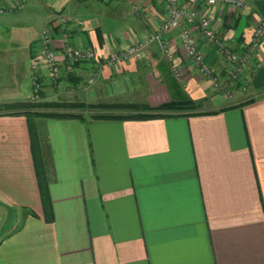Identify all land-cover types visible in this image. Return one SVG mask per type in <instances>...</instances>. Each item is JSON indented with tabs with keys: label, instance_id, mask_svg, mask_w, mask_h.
<instances>
[{
	"label": "crops",
	"instance_id": "1",
	"mask_svg": "<svg viewBox=\"0 0 264 264\" xmlns=\"http://www.w3.org/2000/svg\"><path fill=\"white\" fill-rule=\"evenodd\" d=\"M246 1L240 12L205 2L198 9L238 48L249 44L264 15V0ZM31 2L0 14V104L35 99L31 66L41 27L52 22L59 30V11L85 21L69 26L70 39L103 56L153 34L164 16L152 0L143 16L131 14L127 2ZM192 30L214 72L223 71L198 22ZM177 34L168 35L173 60L152 46L145 58L104 66L93 86H86L89 65L61 79L59 88L46 83L50 72L40 65L39 102L158 107L186 98L197 108L89 122L0 114V264H264V41L245 70L248 92L231 96L200 73ZM31 123L46 164L51 221L37 182Z\"/></svg>",
	"mask_w": 264,
	"mask_h": 264
},
{
	"label": "rangeland",
	"instance_id": "2",
	"mask_svg": "<svg viewBox=\"0 0 264 264\" xmlns=\"http://www.w3.org/2000/svg\"><path fill=\"white\" fill-rule=\"evenodd\" d=\"M4 1V2H3ZM29 1H32L31 3H36V2H40V3H44V5L47 4V2L49 0H14V6H12L10 3H7L6 0H0V14H3V13H6V12H12V11H15L17 9H24L26 7V2H29ZM47 1V2H46ZM100 2L102 3H105V4H114L115 6H121L123 4H125V2H127L129 4V12H131V14H133L134 16H143L146 14V7H145V3L146 0H99ZM244 3L243 5L241 6V8H238L236 6H233V5H224V4H221L219 5L220 7H229L231 9V11L233 12H240L241 10H243L246 6V3L247 1L246 0H242ZM3 2V3H2ZM153 3H157L159 4L160 6H163V11H164V16H163V19H162V22L165 21L166 19V12H167V0H152ZM201 2H205L206 3V0H178V5L179 7H193V9H196L197 12H201V15H204V16H208L210 17L207 13H203L200 9H198V4H201ZM207 4V3H206ZM208 5V4H207ZM134 6H137L138 10H135L134 9ZM211 6V5H210ZM209 6V7H210ZM213 7V6H211ZM64 11V10H63ZM58 15V22L60 24V32H58L59 30L57 28H55L56 26L52 23V22H49L47 25H45L44 27H41V32H40V39L38 40V48L35 52V62L32 63V79L33 80V94H37V97L33 100L34 102H39V100H41V90L43 88V80L41 79L42 78V74H43V66H40V65H43L45 64L46 68H48L49 72H50V76L48 77L49 80H46V83L49 84V83H54V85L56 84L57 87L59 88V86L62 84L61 83V79H63L64 77H69L70 75L76 73L78 71V68L79 66L81 65H89L88 66V74H89V78H88V84H86V86H93L95 84V82L98 80V76L101 75L102 73V70L104 68V66H118L120 64L117 63V59L116 60H113L111 57H110V54L107 55V56H103V55H100L97 53V51L95 50V48L91 45H78L75 43L74 40H71V36H70V25L71 24H77L78 26H83L80 22H84L85 21L83 19H74L70 14H67L66 12H61L59 11L57 13ZM73 18V20H72ZM210 20L212 21L213 18L210 17ZM161 22V27L156 31L154 32L153 34H156L158 31H160V29L162 28V23ZM261 22V23H260ZM264 22V15H260L259 18H257V22L255 24V27H254V30H257V28H259L261 26V24ZM212 24L213 26L215 27L214 25V22L212 21ZM62 29V30H61ZM177 29L178 33L177 35H179V40H180V45H181V48L184 49L185 51V54L189 57V58H192V60H194L193 57H191L186 49L184 48V45H183V42H182V38H181V33L183 31L182 28H179V27H175V28H171L169 32L167 33H164L162 36L163 38H165V44H162L163 42H160V41H157V40H150V35H147L146 38H137L136 40H134L131 44H129L128 46L126 47H116L112 50L111 53L113 52H118V53H122V52H125L126 49L130 48L131 46H134L139 44L141 41H144L146 42V47L143 48V54L142 56H133V57H130V58H127L125 59L123 62H127V61H130L132 59H140V58H145L146 56V53H147V50H149L148 48L152 47V46H155L156 48H154L155 50H158L159 52H161L162 56L164 58H167L168 61L170 60H173L175 58V51L172 49V43H171V40L169 38V34H171V32L173 30ZM189 29H191V31L193 32L192 30V26H189ZM215 29L217 30L216 34H218V36L221 38L220 39V42L223 46V44L226 46V48H223V49H216L218 55H219V59H221V61L224 63L225 67L223 69V71H221L220 73H215L218 75V77L220 76H223V77H227L228 76V71H227V63H226V60L229 61L226 57L227 55L230 53V52H233L234 53H237L238 54V51L240 52L243 48H246L247 46H250V43H252V40H253V36H252V40L249 42V44H245V45H242V46H239L238 48L236 46H232V44L226 39L224 38L223 36H221L220 34V31L218 30V28L215 27ZM200 34H201V30H200ZM60 36L57 37V36ZM194 36H196L193 32ZM253 35H254V32H253ZM46 36H48V43H46L47 41H45L46 39ZM203 36V35H202ZM204 37V36H203ZM205 38V37H204ZM18 39V38H17ZM23 38H21L22 40ZM196 41H197V47H199L200 50L203 51L202 47H200V42L197 38V36L195 37ZM262 39V38H261ZM56 40H58L59 42H57ZM206 42L209 44V42L207 41V39L205 38ZM264 41V36H263V39L261 41V43ZM57 42V44H56ZM47 45V46H46ZM56 45H58V47L61 49V53H59V51L57 52V47ZM210 45V44H209ZM261 45V44H259ZM211 46V45H210ZM45 47H48L49 50L55 55V59L52 60V62H50L48 59H47V55L46 54H43V49ZM73 48V49H78V50H82L83 52H95L96 53V58L95 59H88V60H75L71 57L68 56V54L66 53L67 52V49L68 48ZM260 47V46H259ZM259 47L256 51L259 50ZM229 51V52H227ZM59 54H62V57L59 56ZM203 54L204 51H203ZM225 56V59L223 60L222 57ZM251 57V56H250ZM42 61V62H39V61ZM206 55H205V58H203V61H205L208 65H211L210 63H208L206 60ZM194 62L199 66V69H200V73H201V67L199 65V63L196 62V60H194ZM230 62V61H229ZM212 66V65H211ZM174 69V74H176L177 78L180 76L181 77V74L179 73L180 70L179 68L176 66L173 68ZM203 74V73H202ZM204 75V74H203ZM205 76V75H204ZM214 76V75H213ZM179 77V78H180ZM206 77V76H205ZM208 79H210L208 77ZM212 83V82H211ZM213 84V83H212ZM235 84V83H234ZM234 84L232 86H234ZM236 86H239V90H241V92L243 93H247L248 90H249V80H248V83L246 85V90H242L240 88L241 84L237 83L235 84ZM214 88L218 91V92H222L224 94H227V95H232V93L237 90L238 88H228L230 90V92L228 90H220L219 87H216L215 85H213ZM234 90V91H233ZM81 100V99H79ZM50 103H53V102H50ZM112 103V102H111ZM109 103V104H111ZM132 103H139V104H147V103H140V102H132ZM63 107H56V108H48L49 110H59V109H62V110H65L67 112H71V113H82L83 115L89 117V115L91 114H96L99 112L100 113H109V112H113V113H131V112H136L137 109H130V108H123L121 107L123 104H126V103H122V105L120 107H113L112 109L111 108H102V107H96L95 105L98 104V103H85V101H73L72 102H62L61 103ZM81 104L84 106V107H80ZM108 104V103H106ZM112 104H115V103H112ZM120 104V103H118ZM149 105V104H148ZM140 109V108H139ZM187 109H190V108H187ZM187 109H183V110H187ZM176 111H182V110H176ZM175 111V112H176Z\"/></svg>",
	"mask_w": 264,
	"mask_h": 264
},
{
	"label": "built area",
	"instance_id": "3",
	"mask_svg": "<svg viewBox=\"0 0 264 264\" xmlns=\"http://www.w3.org/2000/svg\"><path fill=\"white\" fill-rule=\"evenodd\" d=\"M167 12H166V19L164 22H162V28L160 31H158L156 34L150 35V40H157L160 42H163L162 44H165V38H163V34L170 31L171 28L179 27L182 28L183 31L180 34L182 38V42L184 45V48L186 49L187 53L196 60L197 63H199L201 67V73H203L207 78L209 77L212 81V85H215L216 87H219L220 90H228L230 92V88H238L239 86H236L235 84L239 83L241 84L240 88L244 91L246 90V85L248 83V80L245 76V70H247L248 64L251 60V57L254 53H256L258 47L261 44V41L264 36V22L261 24L257 30H254L253 40L252 43H250V46H247L246 48H243L240 52L237 53L230 52L227 55L226 63L228 64L227 71L228 76L225 78L223 76L218 77L216 72H214V69L211 65H208L205 61H203V58H205V54H203V51L197 47V41L195 39L196 36L192 35L193 32L191 29H189V26H193V24L198 22L199 29L201 30V34L207 39L209 44L212 47H215L218 49L226 48V46L221 44L220 37L218 34H216L217 30L212 24V21L210 20V17L201 15V12H197L196 9H193V7H179L178 0H167ZM206 3L210 6H219L221 4L224 5H233L238 8H241L243 5L242 0H206ZM135 10H138L137 6H134ZM83 24L82 22H80ZM261 23V22H260ZM262 38V39H261ZM45 41L48 43V36H46ZM47 46V45H46ZM146 47V42L141 41L139 44L134 46H131L130 48L126 49L125 52L118 53L113 52L110 57L113 60H116L117 63L123 62L125 59L133 57L135 55L142 56L143 54V48ZM43 54L47 55V59L52 62L53 59H55V55L49 50L48 47H45L43 49ZM229 52V51H227ZM69 57L75 59V60H88V59H95L96 53L95 52H83L82 50H76L73 48H68L67 52ZM222 59H225V56L222 57ZM214 75V76H213ZM235 83V84H234ZM234 84V86H232ZM229 88V89H228ZM34 97H37V94L34 95Z\"/></svg>",
	"mask_w": 264,
	"mask_h": 264
},
{
	"label": "trees",
	"instance_id": "4",
	"mask_svg": "<svg viewBox=\"0 0 264 264\" xmlns=\"http://www.w3.org/2000/svg\"><path fill=\"white\" fill-rule=\"evenodd\" d=\"M253 99L247 100L244 103L251 102ZM122 104H96V107H103L105 109L113 108V107H120ZM197 105L191 99H184L180 101H171L168 103H162V105L158 107H152L148 104H139V103H126L123 104L121 107L130 108V109H137L136 112L131 113H96L91 114L89 117L83 116L82 113H71V112H59L55 110H49L48 108H56L61 107V104L50 103V102H34L32 100L25 101V102H11V103H1L0 104V114L3 113H13V114H25L28 117L38 116V117H61V118H79L89 122L88 120H95V119H152L158 117H165L168 115L173 114L176 110H183L187 108H197ZM80 107H84L82 104ZM44 108L46 110H42ZM140 108V109H139ZM89 118V119H88ZM30 133L32 139V152L33 158L35 163V169L37 172V178L41 190L42 200L45 207V214L46 220L51 221L53 218L52 213V205H51V198L49 192V181L47 172H46V164L43 158L42 149L39 143V138L35 131L34 125L31 123L30 125Z\"/></svg>",
	"mask_w": 264,
	"mask_h": 264
}]
</instances>
